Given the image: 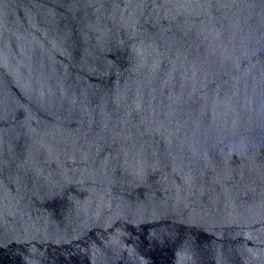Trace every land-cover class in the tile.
Segmentation results:
<instances>
[{"label": "water", "instance_id": "water-1", "mask_svg": "<svg viewBox=\"0 0 264 264\" xmlns=\"http://www.w3.org/2000/svg\"><path fill=\"white\" fill-rule=\"evenodd\" d=\"M0 264H264V0H0Z\"/></svg>", "mask_w": 264, "mask_h": 264}]
</instances>
